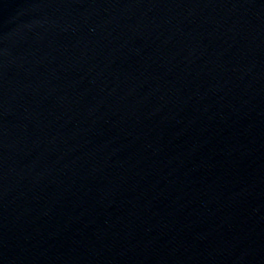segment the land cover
Masks as SVG:
<instances>
[{
	"label": "water",
	"instance_id": "water-1",
	"mask_svg": "<svg viewBox=\"0 0 264 264\" xmlns=\"http://www.w3.org/2000/svg\"><path fill=\"white\" fill-rule=\"evenodd\" d=\"M0 264H264V0H0Z\"/></svg>",
	"mask_w": 264,
	"mask_h": 264
}]
</instances>
